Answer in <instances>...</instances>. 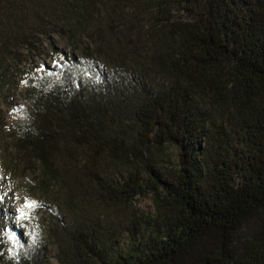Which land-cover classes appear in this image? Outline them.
Segmentation results:
<instances>
[{
	"label": "trees",
	"instance_id": "trees-1",
	"mask_svg": "<svg viewBox=\"0 0 264 264\" xmlns=\"http://www.w3.org/2000/svg\"><path fill=\"white\" fill-rule=\"evenodd\" d=\"M49 240L56 264H264V0H0V264Z\"/></svg>",
	"mask_w": 264,
	"mask_h": 264
},
{
	"label": "rangeland",
	"instance_id": "rangeland-1",
	"mask_svg": "<svg viewBox=\"0 0 264 264\" xmlns=\"http://www.w3.org/2000/svg\"><path fill=\"white\" fill-rule=\"evenodd\" d=\"M53 45L64 51L66 54L69 52L68 48H65L57 39L55 36H52ZM31 60L34 61L35 66L41 67V66H46V67H51L55 65L56 62V55L54 51L52 50L51 44L49 43L48 40H43L38 47V49L35 51V53L32 55ZM27 65L25 64V67ZM17 103H22L23 104V97L21 95H18L16 99ZM168 155L170 159L173 162H176L177 158V151L174 146L169 145L168 146ZM137 208L140 210V212L144 215H150L153 213V203L150 199V197H141L136 201ZM44 211H46L44 209ZM47 262L48 264H56V247L52 241H48V246H47Z\"/></svg>",
	"mask_w": 264,
	"mask_h": 264
}]
</instances>
